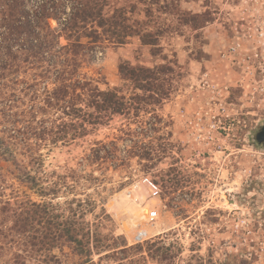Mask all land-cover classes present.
Segmentation results:
<instances>
[{
  "label": "rangeland",
  "instance_id": "obj_1",
  "mask_svg": "<svg viewBox=\"0 0 264 264\" xmlns=\"http://www.w3.org/2000/svg\"><path fill=\"white\" fill-rule=\"evenodd\" d=\"M101 5L110 17L101 26L89 23L92 38H80L88 41L79 56L80 76L127 98L149 92L128 78L125 67L161 68L156 84L163 95L157 103H139V110L111 115L83 136L41 146L49 182L67 174L71 185L58 188L52 202L95 200L84 222L105 243L116 239V247L94 249L96 264H264V143L255 139L264 125V0ZM145 32L153 44L143 42ZM122 35L124 43L118 42ZM23 107L17 100L14 110ZM3 129L0 120V137ZM132 131L148 133L133 141L151 148L149 156L127 140L115 162L85 159L96 143L122 150ZM11 168L0 159V198L11 207L26 197L44 199ZM3 216L6 229L12 218ZM2 241L0 264H50L26 256L14 231ZM53 253L60 264H78L58 248Z\"/></svg>",
  "mask_w": 264,
  "mask_h": 264
},
{
  "label": "trees",
  "instance_id": "obj_2",
  "mask_svg": "<svg viewBox=\"0 0 264 264\" xmlns=\"http://www.w3.org/2000/svg\"><path fill=\"white\" fill-rule=\"evenodd\" d=\"M103 10L101 0L0 1V120L4 127L0 159L12 166L21 183L44 198L37 202L26 197L16 201L15 207L8 199L0 198V239L6 243L14 231L17 242L25 246L26 256L38 255L43 258L41 262L60 264L61 259L53 253L58 248L62 256H76L78 264H96L92 258L94 249L116 247V239L105 243L84 222V215L95 208V200L72 198L62 205L52 202L58 188L69 189L71 185L66 181L67 174L49 182L48 173L42 168L40 147L83 136L90 126L104 123L111 115L128 113L131 108L139 110V103L154 104L163 95L156 84L160 76L156 73L160 74L161 68L125 67L128 78L149 92L127 98L118 92L101 91L80 76L79 56L88 43L80 38L94 33L88 30L92 28L89 23L97 20L101 26L109 19ZM51 19L56 26L51 25ZM148 36L146 32L141 35L143 42L153 44L155 41ZM125 37L118 36V42L124 43ZM21 73L26 74L21 77ZM17 100L23 101L20 111L14 110ZM153 123L156 119L146 124L150 128ZM140 134L148 136L146 131H132L123 140L122 150L114 143H96L85 159L115 162L117 155L125 152L127 140L132 149H142L133 141ZM141 152L139 155L149 156L151 148ZM80 165L84 168V159ZM71 177L80 179L76 173ZM4 214L12 218V225L6 229L2 224ZM10 241H15V237ZM64 247L69 251L64 252Z\"/></svg>",
  "mask_w": 264,
  "mask_h": 264
},
{
  "label": "water",
  "instance_id": "obj_3",
  "mask_svg": "<svg viewBox=\"0 0 264 264\" xmlns=\"http://www.w3.org/2000/svg\"><path fill=\"white\" fill-rule=\"evenodd\" d=\"M256 140L258 143L264 141V127L256 134Z\"/></svg>",
  "mask_w": 264,
  "mask_h": 264
},
{
  "label": "flooded vegetation",
  "instance_id": "obj_4",
  "mask_svg": "<svg viewBox=\"0 0 264 264\" xmlns=\"http://www.w3.org/2000/svg\"><path fill=\"white\" fill-rule=\"evenodd\" d=\"M264 127V125H262V126H260L258 129H257V131L255 132V139H256V134L262 129ZM257 141V140H256ZM260 143V142H259ZM264 143V141L263 142H261V144H263Z\"/></svg>",
  "mask_w": 264,
  "mask_h": 264
}]
</instances>
